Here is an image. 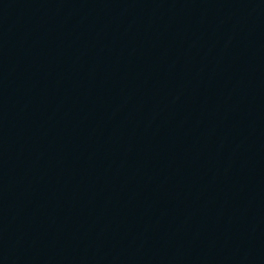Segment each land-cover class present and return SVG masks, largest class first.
<instances>
[{
  "label": "water",
  "instance_id": "water-1",
  "mask_svg": "<svg viewBox=\"0 0 264 264\" xmlns=\"http://www.w3.org/2000/svg\"><path fill=\"white\" fill-rule=\"evenodd\" d=\"M0 264H153L77 151L4 0Z\"/></svg>",
  "mask_w": 264,
  "mask_h": 264
}]
</instances>
